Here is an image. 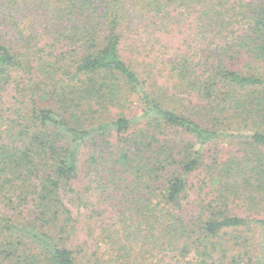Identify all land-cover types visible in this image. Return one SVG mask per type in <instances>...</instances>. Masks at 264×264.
Instances as JSON below:
<instances>
[{"label":"trees","instance_id":"trees-1","mask_svg":"<svg viewBox=\"0 0 264 264\" xmlns=\"http://www.w3.org/2000/svg\"><path fill=\"white\" fill-rule=\"evenodd\" d=\"M259 231L264 0H0V264H264Z\"/></svg>","mask_w":264,"mask_h":264},{"label":"rangeland","instance_id":"rangeland-1","mask_svg":"<svg viewBox=\"0 0 264 264\" xmlns=\"http://www.w3.org/2000/svg\"><path fill=\"white\" fill-rule=\"evenodd\" d=\"M255 1V0H250ZM242 138L239 137L238 134L234 135L227 140H224L217 144V146H213L210 154L219 152V156L221 157H228L232 156L235 153H239L240 151H246L249 149V139L246 137L248 134H240ZM218 147V149L216 148ZM89 199L91 200V206L88 208L84 205L76 206L75 204L69 205L70 209L72 210L73 217L80 221V225L85 230L90 228L91 234H98V230L106 225L112 224L116 219L114 216L116 215L113 211L111 203L106 202L104 197H100L99 192H91L89 195ZM259 235L264 239V233L259 231ZM86 236H84L85 238ZM82 238V239H84ZM260 241V243H262ZM102 245V244H99Z\"/></svg>","mask_w":264,"mask_h":264}]
</instances>
